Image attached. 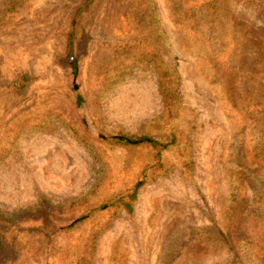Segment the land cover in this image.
Segmentation results:
<instances>
[{
    "label": "rangeland",
    "instance_id": "1",
    "mask_svg": "<svg viewBox=\"0 0 264 264\" xmlns=\"http://www.w3.org/2000/svg\"><path fill=\"white\" fill-rule=\"evenodd\" d=\"M263 150L264 0H0V264H264Z\"/></svg>",
    "mask_w": 264,
    "mask_h": 264
},
{
    "label": "trees",
    "instance_id": "2",
    "mask_svg": "<svg viewBox=\"0 0 264 264\" xmlns=\"http://www.w3.org/2000/svg\"><path fill=\"white\" fill-rule=\"evenodd\" d=\"M252 1V0H251ZM155 57V55H154ZM156 69L158 76V90L161 97V100L163 102V109L165 110V115L167 117H170L172 114V111L175 108V105L177 104L179 100V91H178V82L175 79V77L172 75V73L168 72L167 67L159 61V59L155 60ZM71 71H74V65L71 64ZM80 97L77 96V99ZM103 140L118 143L122 145H129V146H136V145H147L150 146L152 149L155 150V155L159 156V153L167 148V146L170 144L171 141H159L154 138H152L150 135L146 134H129V133H122L117 132L114 134H108V135H100ZM261 154L264 155V150L260 151ZM253 177L255 178V175L253 174ZM141 182L134 183L132 187L129 189L126 193H120L118 194L111 202H109V205H122L123 208L126 210L131 209V203L135 200L137 189L140 186ZM264 200V197L261 199ZM102 206H105L102 205ZM85 215H79L74 220H80L84 218ZM73 220V221H74Z\"/></svg>",
    "mask_w": 264,
    "mask_h": 264
}]
</instances>
